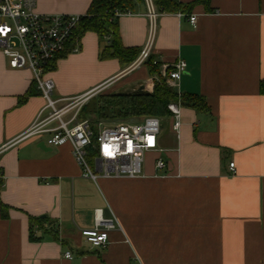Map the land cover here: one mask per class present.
Instances as JSON below:
<instances>
[{"label": "crops", "instance_id": "0c3cea01", "mask_svg": "<svg viewBox=\"0 0 264 264\" xmlns=\"http://www.w3.org/2000/svg\"><path fill=\"white\" fill-rule=\"evenodd\" d=\"M208 1L211 11L200 4L190 14L156 18L152 55L161 64L185 61L176 91L207 105L202 112L182 107L164 172L154 163L139 178L93 182L81 177L69 145L50 147L47 135L18 140L45 100L37 89L22 102L34 75L12 69L0 52V202L8 214L0 206V264H264V0ZM91 3L37 0V12L85 16ZM118 25L123 45L142 51L151 27L146 5ZM106 45L88 32L78 52L56 62L53 100L128 94L143 85L153 92L145 66L130 72L118 60L101 61ZM98 216L121 227L105 248L80 234ZM30 217L47 218L33 229L35 239Z\"/></svg>", "mask_w": 264, "mask_h": 264}, {"label": "built area", "instance_id": "2783aa9c", "mask_svg": "<svg viewBox=\"0 0 264 264\" xmlns=\"http://www.w3.org/2000/svg\"><path fill=\"white\" fill-rule=\"evenodd\" d=\"M151 20L148 41L138 58L127 68L134 71L145 66L152 56L155 37V22L159 13L153 0H145ZM131 13H116V17ZM181 16V15H180ZM83 16L43 15L37 12V0H0V52L7 58L9 66L16 70H30L34 75L45 106L39 112L34 124L18 140L47 135L50 147L69 145L77 164L82 168L81 177L97 182L99 179L139 178L143 175L145 157L148 153H163L160 136L164 119L145 117L139 122L98 123L97 132L89 120L81 119L83 107L93 98L92 92L81 97L53 100V81L49 78L50 65L66 50L75 36ZM190 24L197 25V17L189 16ZM79 51V43L73 52ZM160 64V74L167 85L179 89L180 80L187 69L183 60L173 65ZM153 86L155 80L153 78ZM173 121V131L179 135L182 126L181 103L168 106ZM92 163L94 166L92 167ZM157 171L164 172L166 161L155 160ZM235 172V164L230 163ZM0 171V178H2ZM121 230L116 219L98 216L93 229L82 230L80 234L95 248H105L109 234ZM72 259V252L65 253Z\"/></svg>", "mask_w": 264, "mask_h": 264}, {"label": "trees", "instance_id": "16d2710c", "mask_svg": "<svg viewBox=\"0 0 264 264\" xmlns=\"http://www.w3.org/2000/svg\"><path fill=\"white\" fill-rule=\"evenodd\" d=\"M158 13H184L190 14L197 5H205L211 11L208 0H195L183 5L176 0H153ZM145 4V0H92L88 13L82 17L75 36L67 45L65 52L50 66V71L55 70L56 62L73 52L83 35L88 32L96 33L101 40L107 39L106 47L100 52L101 61L118 60L122 68L130 66L140 55L137 48L125 47L122 43L116 13H135L138 6ZM156 57L151 56L145 67L149 75L154 78L153 92H133L128 94H99L89 101L81 111V119L88 120L87 107L93 103V113L96 119L92 122V129L97 132V124L105 121L108 124L121 122H139L140 118L157 117L169 119L171 113L168 106L171 103H181L182 107L192 108L198 112L207 111L206 102L196 95H180L176 90L167 85L160 74V64L154 65ZM158 80H157V79ZM37 85L34 81L27 95L22 99L25 102L34 95ZM260 93L264 95V79L260 82ZM2 217L7 218V207L0 202ZM47 218L30 217L31 237L35 239L33 229L43 228Z\"/></svg>", "mask_w": 264, "mask_h": 264}, {"label": "rangeland", "instance_id": "374dc122", "mask_svg": "<svg viewBox=\"0 0 264 264\" xmlns=\"http://www.w3.org/2000/svg\"><path fill=\"white\" fill-rule=\"evenodd\" d=\"M157 79V78H156ZM158 80V79H157ZM93 101H91L90 105L87 107V112L88 113V120L89 121H94L96 119V116L93 113ZM88 104V103H87ZM86 104V105H87ZM142 118H140L137 121H140ZM103 123H107L105 121H101ZM172 128H173V121L172 119H164L162 122V136H161V143H160V149H162L164 152L166 151L167 147L176 142V138L172 135ZM160 153V154H153V153H148L145 157V164H144V170H146V168H151L152 165L155 163V160L159 157L163 158L165 157V153ZM94 166V164L92 163V167Z\"/></svg>", "mask_w": 264, "mask_h": 264}, {"label": "water", "instance_id": "95a60500", "mask_svg": "<svg viewBox=\"0 0 264 264\" xmlns=\"http://www.w3.org/2000/svg\"><path fill=\"white\" fill-rule=\"evenodd\" d=\"M147 86L146 85H143L139 88L138 92H147Z\"/></svg>", "mask_w": 264, "mask_h": 264}]
</instances>
